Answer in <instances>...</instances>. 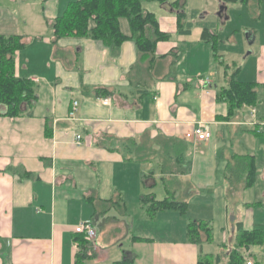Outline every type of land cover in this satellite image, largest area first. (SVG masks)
I'll use <instances>...</instances> for the list:
<instances>
[{
    "label": "crops",
    "instance_id": "crops-1",
    "mask_svg": "<svg viewBox=\"0 0 264 264\" xmlns=\"http://www.w3.org/2000/svg\"><path fill=\"white\" fill-rule=\"evenodd\" d=\"M175 1L178 9L146 3L159 30L168 34L153 55L140 57L134 42L125 40L113 60L107 47L90 38L52 43L46 21L59 15V0H20L18 7L26 11L37 10L39 3L44 21L33 27L32 21L16 20L20 26L13 22L9 33L23 37L26 51L16 52L15 75L32 82L36 98L19 116H0V264H75L80 247L74 227L84 219L92 220L96 237L94 250L89 245L94 256L82 264L104 263L108 246L120 240L131 248L120 243L112 262L129 256L133 264H197L199 255L207 254L226 264L237 223L263 231L264 217L256 219L257 210H264L262 159L254 150L233 148L232 135L234 126L248 129L253 149L264 140V133L255 134L246 123H264V0H168ZM180 8L186 14L181 28L193 24L186 35L177 31ZM246 13L250 16L244 19ZM202 22L212 23L216 49L201 40ZM122 24L126 30L121 31L129 34L125 18L120 29ZM244 50L237 66L235 56ZM220 60L238 68V80L258 84L256 105H243L228 121L225 103L216 101L225 84ZM73 101L77 105L70 116ZM198 121L209 125L207 141L184 137ZM129 138L155 149L158 140H179L185 148L177 162L173 157L165 162L170 172L163 174L157 156H123L119 141ZM246 154L257 169L250 187H244L245 174L227 177L233 155ZM256 185L261 187L255 194L250 190ZM148 196H170L185 210L163 209L148 217ZM198 220L210 227V241L202 232L198 243L189 239L187 224ZM139 244L145 245L144 253L136 250ZM261 246L264 238L260 245L237 250L244 260L264 264Z\"/></svg>",
    "mask_w": 264,
    "mask_h": 264
},
{
    "label": "trees",
    "instance_id": "trees-1",
    "mask_svg": "<svg viewBox=\"0 0 264 264\" xmlns=\"http://www.w3.org/2000/svg\"><path fill=\"white\" fill-rule=\"evenodd\" d=\"M154 1L159 5L168 4L169 8L178 9V1L168 2V0H72L69 1L61 14L54 17L51 21H46L47 27L51 31V41L56 43L60 38H90L100 41L108 48L109 57L115 60L120 53V46L125 40H132L136 51L140 57L153 55L155 45L158 41L166 40L168 34L159 30L156 14L146 7V3ZM234 2L236 0H224ZM192 17L196 13H191ZM185 12L180 11L176 14L178 33L189 34L192 27L191 22H186L184 28L182 20ZM125 18L128 21L130 29L129 34H125L120 29V19ZM212 23H200V38L207 42L213 49L217 45V35L212 29ZM25 42L23 37L18 34L4 35L0 34V116L16 117L21 114L24 104H31L35 98V88L29 79L17 77L15 75V55L16 52L23 49ZM216 49V48H215ZM214 56L216 50H212ZM264 53V52H263ZM220 59V57L218 58ZM223 76L225 84L221 86L216 93V101L225 103L226 114L224 120H230L243 105L255 106L258 101L256 82H244L238 80V68L236 66L223 63ZM255 134L264 133L256 130ZM120 150L125 158H134L136 160H147L150 156H157L162 162V173L166 174L163 165L171 158L177 162L181 151L185 145L179 140H158V148L146 146L145 143H138L135 139L129 138L120 140ZM113 148V147H111ZM227 177L231 179L238 178L245 174L244 187H250L256 177V165L252 155H233L227 164ZM148 202L146 212L148 217H153L156 211L163 209L176 208L181 213L185 210V204L174 200L168 196L162 200H155L153 196L145 199ZM260 205L261 203H256ZM189 239L193 243H198L201 236L200 232L205 234L206 241H210V227L205 221H189L187 224ZM76 233V232H75ZM135 240L144 241L141 237H133ZM80 247L75 260V264H82L85 258L94 256L89 245L90 240L82 233H77L75 238ZM263 242V231L261 229H243L241 223L236 224V234L234 248L228 252L226 264H242L245 255L237 249L249 248L253 245H260ZM219 258L207 254H200L197 264H216ZM112 264H133V257L114 261Z\"/></svg>",
    "mask_w": 264,
    "mask_h": 264
},
{
    "label": "rangeland",
    "instance_id": "rangeland-1",
    "mask_svg": "<svg viewBox=\"0 0 264 264\" xmlns=\"http://www.w3.org/2000/svg\"><path fill=\"white\" fill-rule=\"evenodd\" d=\"M38 1V0H36ZM60 3H59V11H58V14H61L63 12V10L65 9L68 1L67 0H59ZM20 4V0H0V33H3V34H9L10 32H14V27H12L14 24L13 22H15L16 20L20 21L22 23V21L24 22V20L26 21H32V26L35 27L36 26V23H38V21H40L42 23L43 18L40 17V13H41V10H40V5L39 3L37 4V7L35 11H26L24 8L23 10L21 8L18 7V5ZM246 12V11H245ZM14 16V18H13ZM250 16V13L249 15H244V19H247V17ZM23 17V18H22ZM241 22V20H237V23ZM247 22V21H245ZM249 23V22H247ZM30 25V30H33V27ZM230 25V24H229ZM15 26H20V24H18V22L16 21L15 22ZM41 26L44 27L43 24H41ZM12 27V28H11ZM239 29H241V27H239ZM25 30V29H24ZM121 30H126L125 29V24H122L121 25ZM222 36H224L223 34H221ZM225 40V39H224ZM225 42V41H223ZM227 44L225 43V46ZM227 47V46H226ZM256 47V46H254ZM245 48V45L243 47V49ZM24 49V48H23ZM22 50V49H21ZM257 50V49H256ZM255 50V52H257ZM26 50H22L21 54L22 56L24 55ZM221 52H224V50H220ZM263 52H264V49H263ZM246 51H242V52H239L240 55H236V65L237 66H240L242 64V59L241 57H243L245 55ZM264 54V53H263ZM241 56V57H240ZM263 67H264V62H263ZM35 68L38 70L39 68H37V65L35 66ZM34 70V69H32ZM234 128L236 130H234V133L232 135V144H233V148H246L250 151L248 152H253V150L255 152H258V157L260 159H262L260 162V165L263 166L264 168V140L262 141L261 144H256L255 146V149H253V145H252V142L254 140V138L252 137V133L248 130V129H240V127H237V126H234ZM258 135H256L257 137ZM262 139H264V135H262ZM260 138H255V141L258 140ZM229 141H225L224 143H227L228 144ZM248 142V144H247ZM240 143H243L244 147H240ZM257 164H258V161H257ZM260 169L258 170V173H257V176L259 177L260 179ZM258 177L256 178V181H258ZM256 184H261L262 181L259 183V182H255ZM159 188L161 187V184L159 183ZM261 186H258L256 185V188H252V190L250 191H255V194L257 193V189L260 188ZM249 194L251 192H248ZM257 209V208H255ZM264 210H257L256 212V219L257 220H260V219H263L264 217ZM241 215H245V213H241ZM257 215H259L260 217H258ZM155 220V219H153ZM156 222V221H155ZM135 223H137V220L135 221ZM160 223V222H158ZM157 222L155 224H158ZM263 223V238H264V222L262 221ZM137 225H135V228L137 230ZM106 236H109L108 232H106ZM108 238V237H106ZM120 243H123L125 249H130V243H128L127 241H123V240H120L118 244L114 243L112 245H109L108 247L110 248V258L107 259L104 263H99V264H112V260H114L113 258H117V257H114V252L117 251L118 247H119V244ZM94 247H95V244L93 245L92 244V249L94 250ZM136 250H140L141 252L144 253V250L143 249H146L145 248V245L144 244H139L137 246H135ZM261 248L263 249L262 251L264 252V247L261 246ZM135 250V249H133ZM119 259H122L121 256L118 257ZM114 262V261H113ZM86 264H90V262H85Z\"/></svg>",
    "mask_w": 264,
    "mask_h": 264
},
{
    "label": "built area",
    "instance_id": "built-area-1",
    "mask_svg": "<svg viewBox=\"0 0 264 264\" xmlns=\"http://www.w3.org/2000/svg\"><path fill=\"white\" fill-rule=\"evenodd\" d=\"M32 80L34 81L36 79L34 78ZM102 102L103 104H106L108 102V99H104ZM76 105H77V102L73 101L71 110L69 112L70 116H73L76 110ZM253 112H254V109H251V113ZM246 123L254 127L257 126L256 128L257 131L264 132V123L257 124L254 122V120H251L249 123L248 122ZM184 137L187 139L196 141V142L207 141L211 137V131H210L209 125L205 122L198 121L189 131L185 132ZM76 140L77 142L78 140H80V135H76ZM74 232L84 234L91 241V244L94 245L96 231L92 225L91 219H84L78 224H76L74 227ZM242 264H253V262L250 259H245V261Z\"/></svg>",
    "mask_w": 264,
    "mask_h": 264
}]
</instances>
